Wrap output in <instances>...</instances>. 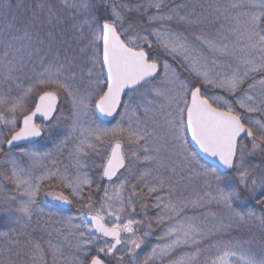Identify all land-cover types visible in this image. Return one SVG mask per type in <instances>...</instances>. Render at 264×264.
<instances>
[{
    "label": "snow or ice",
    "instance_id": "snow-or-ice-1",
    "mask_svg": "<svg viewBox=\"0 0 264 264\" xmlns=\"http://www.w3.org/2000/svg\"><path fill=\"white\" fill-rule=\"evenodd\" d=\"M0 217V264H264V0H0Z\"/></svg>",
    "mask_w": 264,
    "mask_h": 264
},
{
    "label": "rangeland",
    "instance_id": "rangeland-1",
    "mask_svg": "<svg viewBox=\"0 0 264 264\" xmlns=\"http://www.w3.org/2000/svg\"><path fill=\"white\" fill-rule=\"evenodd\" d=\"M21 118H22V117H21ZM98 122H99V121H98ZM113 123H114V121H113ZM39 144H40V145H43L44 147H47V146H48V145H45L43 141H39ZM46 199H47V198L44 197L43 194H41L40 201H41L42 205H45V206H46V210H47V207H50V206L46 203ZM72 211L74 212L75 209L73 208ZM81 218H83V214L81 215ZM2 220H3V218L0 217V228H2V226H3V225H2ZM258 232H259L258 229L254 230V234H256V235H258ZM249 235H250V233H248L247 231L244 233L245 238H247Z\"/></svg>",
    "mask_w": 264,
    "mask_h": 264
},
{
    "label": "flooded vegetation",
    "instance_id": "flooded-vegetation-1",
    "mask_svg": "<svg viewBox=\"0 0 264 264\" xmlns=\"http://www.w3.org/2000/svg\"><path fill=\"white\" fill-rule=\"evenodd\" d=\"M46 203L48 204V201H47V199H46ZM49 205V204H48ZM50 206V205H49ZM65 207H67V206H65ZM73 210V209H72Z\"/></svg>",
    "mask_w": 264,
    "mask_h": 264
},
{
    "label": "water",
    "instance_id": "water-1",
    "mask_svg": "<svg viewBox=\"0 0 264 264\" xmlns=\"http://www.w3.org/2000/svg\"><path fill=\"white\" fill-rule=\"evenodd\" d=\"M22 119V118H21Z\"/></svg>",
    "mask_w": 264,
    "mask_h": 264
}]
</instances>
